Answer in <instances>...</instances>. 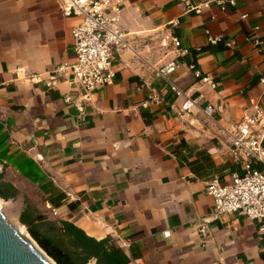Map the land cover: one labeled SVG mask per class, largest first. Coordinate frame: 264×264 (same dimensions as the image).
Here are the masks:
<instances>
[{"label": "crops", "instance_id": "1", "mask_svg": "<svg viewBox=\"0 0 264 264\" xmlns=\"http://www.w3.org/2000/svg\"><path fill=\"white\" fill-rule=\"evenodd\" d=\"M58 1L0 0V172L17 190L9 200L17 221L27 200L91 238H110L127 264H264L257 222L225 215L204 241L195 228L213 212L207 182L226 183L235 170L231 126L256 106L264 114V58L253 45L264 43V0H219L199 15L177 0H121L129 48L112 82L86 96L52 76L63 58L75 59L76 20ZM168 35L187 51L167 75L179 97L155 73L176 58L163 45ZM150 93L161 101L145 106ZM200 93L205 99L182 113Z\"/></svg>", "mask_w": 264, "mask_h": 264}, {"label": "built area", "instance_id": "2", "mask_svg": "<svg viewBox=\"0 0 264 264\" xmlns=\"http://www.w3.org/2000/svg\"><path fill=\"white\" fill-rule=\"evenodd\" d=\"M177 1L186 13L195 15L201 14L204 9H208L214 3H221L219 0ZM121 5V0L58 1L61 14L76 20V24L70 30L71 48L75 59L73 63H69L63 58L54 69L53 78L70 81L78 86L84 96L112 82L115 77L113 64L120 54L129 48L128 34L118 26ZM208 40L210 44L218 42L215 38ZM162 42L164 47L171 48L176 58L164 69L157 70L155 73L157 77L167 80L175 96H182V91L168 81L167 75L181 65L177 59L187 51L181 48L180 41L174 36L168 35L162 39ZM230 45L232 44H228ZM253 45L264 58V43L254 38ZM188 68L199 83L215 90L217 84L209 74L202 73L194 65H189ZM259 83L264 84V77L259 78ZM204 99L201 93L196 98H186L181 105V112H190L198 101ZM66 101H69V98H66ZM160 101L158 94L150 93L144 104L148 106ZM79 110L82 108L79 107ZM204 112L210 116L215 112V108L207 105ZM230 133V157L236 167L226 183H221L215 178L206 184V193L213 198V212L208 218H203L195 224L196 231L203 241L209 233L208 225L230 214H240L250 221L257 222L260 231L264 230V114L262 110L256 106L252 112L246 111L242 118L231 126ZM51 213L56 215L53 209ZM163 235L168 237L169 232Z\"/></svg>", "mask_w": 264, "mask_h": 264}, {"label": "trees", "instance_id": "3", "mask_svg": "<svg viewBox=\"0 0 264 264\" xmlns=\"http://www.w3.org/2000/svg\"><path fill=\"white\" fill-rule=\"evenodd\" d=\"M16 196L17 190L3 180L0 172V199L9 201ZM19 223L55 264H127L129 261L110 238H91L71 222L40 214L27 200Z\"/></svg>", "mask_w": 264, "mask_h": 264}, {"label": "water", "instance_id": "4", "mask_svg": "<svg viewBox=\"0 0 264 264\" xmlns=\"http://www.w3.org/2000/svg\"><path fill=\"white\" fill-rule=\"evenodd\" d=\"M0 264H55V262L39 248L28 233L25 236L12 226L0 209Z\"/></svg>", "mask_w": 264, "mask_h": 264}, {"label": "rangeland", "instance_id": "5", "mask_svg": "<svg viewBox=\"0 0 264 264\" xmlns=\"http://www.w3.org/2000/svg\"><path fill=\"white\" fill-rule=\"evenodd\" d=\"M0 209L5 216L6 220L14 226L16 229L21 230L22 234L26 236L27 231L26 228L24 229L21 227L22 225L17 221V205L16 203H11L9 201H3L0 199ZM20 232V231H19Z\"/></svg>", "mask_w": 264, "mask_h": 264}, {"label": "bare ground", "instance_id": "6", "mask_svg": "<svg viewBox=\"0 0 264 264\" xmlns=\"http://www.w3.org/2000/svg\"><path fill=\"white\" fill-rule=\"evenodd\" d=\"M20 232H22L21 230H19ZM24 235V234H23Z\"/></svg>", "mask_w": 264, "mask_h": 264}]
</instances>
